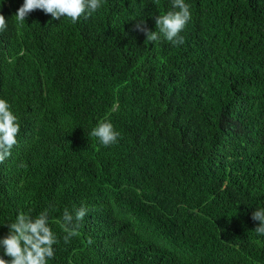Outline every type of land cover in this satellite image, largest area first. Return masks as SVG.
<instances>
[{
	"label": "trees",
	"instance_id": "trees-1",
	"mask_svg": "<svg viewBox=\"0 0 264 264\" xmlns=\"http://www.w3.org/2000/svg\"><path fill=\"white\" fill-rule=\"evenodd\" d=\"M23 2L0 0V99L20 125L0 163V238L20 211L48 209L49 264H264L251 218L264 208V0H185L178 45L133 31H156L172 0H101L76 23L35 10L21 26ZM105 120L119 133L107 147L90 135ZM81 206L66 244L63 212Z\"/></svg>",
	"mask_w": 264,
	"mask_h": 264
},
{
	"label": "clouds",
	"instance_id": "clouds-1",
	"mask_svg": "<svg viewBox=\"0 0 264 264\" xmlns=\"http://www.w3.org/2000/svg\"><path fill=\"white\" fill-rule=\"evenodd\" d=\"M100 7L101 0H24L14 16L21 26L28 15L35 10L50 14L53 20L66 17L72 23H76L82 15L90 16ZM172 8V11L155 17L156 31L150 30L143 19L133 25V31L143 33L145 41L149 44H156L161 38L174 45L183 44L184 38L180 33L191 18L189 6L185 0H172ZM6 27V19L0 14V32L6 30ZM19 131L20 125L17 117L10 110L9 103L5 99H0V163L11 156V150L17 144L16 137ZM90 135L97 138L105 147L118 143L119 133L106 120L99 122ZM88 211L84 206L76 209L74 213L69 212L68 209L64 210L61 223L65 232L63 240L66 244L72 237L78 235L80 222ZM100 216L102 212L98 214L95 210L94 217L101 219ZM251 218L253 221H259V226L254 229L255 232L264 235V208L255 210ZM5 226L9 231L6 236L0 238V247L3 248L0 264H49L54 258L53 246L59 243V240L49 226L48 209L35 217L20 211L15 220L5 223Z\"/></svg>",
	"mask_w": 264,
	"mask_h": 264
}]
</instances>
